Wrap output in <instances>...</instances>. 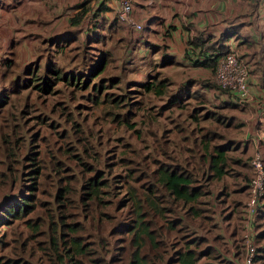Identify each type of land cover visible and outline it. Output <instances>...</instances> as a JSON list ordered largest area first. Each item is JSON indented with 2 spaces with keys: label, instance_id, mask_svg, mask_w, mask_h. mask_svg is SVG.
<instances>
[{
  "label": "rangeland",
  "instance_id": "obj_1",
  "mask_svg": "<svg viewBox=\"0 0 264 264\" xmlns=\"http://www.w3.org/2000/svg\"><path fill=\"white\" fill-rule=\"evenodd\" d=\"M118 11L119 8L115 13H109L107 21L101 20L102 26L96 27L101 34L106 35L104 44H92L84 51L78 41H73L67 46L68 52L51 55V59L63 64L66 70H76L78 65H82V56L93 58L94 54L99 55L100 51L95 47L108 48L112 53V60L101 76L117 77L118 83L108 87L106 93L113 96L124 95L125 101L132 104L128 109L130 113L127 115V122L113 119L114 114L108 112L109 105L103 100V95L92 101L88 96L89 91L61 81L48 94L32 87L20 86L25 75L24 69L33 61L39 62L40 72H43L44 58L49 52L45 50L46 47L49 48L44 43L45 40L38 39V53L27 66L24 67L20 63L21 59L14 54L9 59L10 65L7 62L0 65V96L5 100V104L0 107V201L8 197L15 200L21 194H28L31 192L28 191V185L36 183V190L32 192L34 213L26 218L38 217L43 222L41 232L33 238L30 237L31 231L24 224V220L15 221L13 227L3 225L0 228L1 262L6 257H13L22 259L27 264L73 263L74 259L69 257L74 258L75 249L69 248L70 238L64 242L63 238L68 235H61L64 230L60 225L50 224L51 216L58 218L64 213L65 223L71 220L80 223L77 226L80 242L88 245L85 256L75 255L80 262L96 264L94 259L100 257L103 264H129L128 260H114L120 252L119 248H126V244L121 240L122 236L113 230L119 221H127L129 213L126 215V212L130 210L128 207H131L132 202L136 201V196L144 201L143 208L147 209V185L151 183L155 187L149 179L157 161H174L194 170L197 184L211 197L223 193V198L215 207L203 204L202 207L207 209L199 213L198 217L188 214L187 206L175 204L169 205L171 209L175 207V214L166 210L163 216L155 215V211L150 210V218L157 227L162 225L168 228V219H185L184 227L180 230H159L164 245L159 246L162 258L155 257L156 260L159 259L155 264H177L175 252L182 248L184 241L197 237V234L205 236L214 247L213 255L217 259L213 258L211 264H222V258L230 260L227 264H240L243 256L241 238L247 193L243 196L242 207L238 206L236 201L242 196L235 192L238 182L231 179L215 182L198 171L199 156L203 151L200 137L210 130L218 135V139L211 142V145L222 142L224 138L235 142L237 140L238 143L233 145L230 154L236 158L242 157L247 162L256 153L264 161V153L261 151L252 154V150L249 154L250 146L244 152L242 145L248 144L242 130L234 125L225 130L224 126L213 122L212 117L202 116L204 109H208L215 114L217 112L235 117L238 122L241 113L239 107L235 110L219 108L225 96L218 90V93L210 92L199 85L203 80H213L218 85L215 75L194 71L184 64L161 66L159 61L165 41L156 32H152L149 26L143 27L137 23L141 25V29L133 30L132 27L120 23L117 19ZM93 20H82L81 28L78 27L73 32L83 38L81 31H89ZM242 52L238 51L246 59L249 69H252L251 74H254L257 72L252 61L255 55L250 50ZM35 54L33 53L34 56ZM150 77L167 79L168 92L157 96L154 92L143 91L140 86L151 80ZM184 81L189 82V86L183 85ZM181 86H186L189 94L183 98L181 106L168 108L169 95L178 92ZM248 87L249 100L245 106L254 100L255 92H252L249 81ZM199 94L205 95L212 102L201 105ZM196 107L199 109V120L194 121L190 113ZM113 110L115 114L126 113L125 107L114 106ZM232 122L234 123V119ZM36 167L39 168L38 174L30 173ZM248 174L252 176L251 168L248 169ZM91 175H97L104 184L100 185L102 187L96 205L87 202L83 205L79 197L82 192L89 191L83 185ZM60 187L71 188L73 200L70 207L73 216L67 214L56 198ZM224 189L232 194L227 197ZM204 199L210 198L207 196ZM64 203L65 207H69L66 200ZM260 204L264 205V196ZM160 206L164 207L166 203H160ZM252 225L256 232L262 231L264 219H257ZM234 227H237L238 235L230 238ZM14 239L19 242L15 243ZM54 239L58 243L52 244ZM261 246H264V238L257 242V247ZM238 249L239 256L233 257L232 251L236 252ZM256 264H264V260L256 261Z\"/></svg>",
  "mask_w": 264,
  "mask_h": 264
},
{
  "label": "trees",
  "instance_id": "obj_2",
  "mask_svg": "<svg viewBox=\"0 0 264 264\" xmlns=\"http://www.w3.org/2000/svg\"><path fill=\"white\" fill-rule=\"evenodd\" d=\"M83 6L84 2L77 4L74 7L79 8ZM85 11V9H82L75 15V17L71 19L70 27L78 28L81 26V19ZM113 25L114 23H112V26ZM96 27V25L92 26L89 31L82 30L81 32L84 34L83 38H80L79 34L74 33L73 30H69L48 39V41L45 40L44 43H46L49 47L48 49L46 47L45 50H48L49 52H47V56L44 58L43 72H40L39 62L37 60L33 61L24 69L25 75H23L24 79L22 80L20 86L23 88L32 87L41 93L48 94L54 88V86L59 81H61L69 86H74L76 88L89 91L88 96H90L92 101H96L97 98L103 95V100L108 102L109 105L108 112L110 114H114L113 119H118L120 122H127V115L130 113L128 109L132 106V104L125 101L124 95L113 96L106 93V89L108 87H113L118 83L117 77L105 78L104 76H101L105 72L107 65L110 64L112 60V53L108 48L101 49L100 47H95L97 51H100L99 55L94 54L93 58L88 57L87 55L82 56V65H78L76 70H66V67L63 64L51 59V55L68 52L67 46L73 41H78V45H80V48H83L84 51L88 48V46H92V44H104L106 35L105 33L101 34L102 32ZM77 30L78 29H74V31ZM234 33H236V31L233 27H231V29L221 35L219 40L208 39L207 41H202L199 38L192 40L188 39L187 44L189 45L190 51L188 50L185 55L189 57L190 54L192 55L193 51L197 49L198 54L197 58L193 62V65L208 69L213 76L215 75L218 61L227 53L228 46L234 42ZM226 41L230 42L225 44ZM70 51H72V49ZM237 58L240 57L237 55ZM7 64L10 65L11 60L7 61ZM91 68L93 69L91 70ZM96 78L97 81H94ZM150 79L151 80L141 84L140 87L143 91L152 93L154 92L157 96L165 95L168 92L167 86L169 85V81L167 79H157L154 77H150ZM212 81L213 80H203L200 81L199 85L203 87L204 90L206 89L214 92L218 90L225 96V99L221 100L219 108L226 110L239 105L237 102H235L236 96L232 92L221 89L220 86L215 85ZM211 83H213L215 86ZM182 84H187L189 86V82L186 81H184ZM90 91L93 93H90ZM188 94L189 89L187 90L186 86H181L178 92H174L169 95L168 108L174 105L181 106L183 103V98H186ZM199 96H201V98H199L202 103L201 105L212 102L211 100H208L205 95L199 94ZM2 99L3 97L0 96V107L5 104V100ZM114 106L125 107V115L113 113ZM203 112V117H212L211 120L224 126L225 130H227L232 125L238 127L237 124L232 122V117L222 115L221 113L217 112L215 114L208 109H204ZM198 114L199 109L196 107L193 108L190 116L194 121H197L199 120ZM217 139L218 135L214 131L209 130L205 132V134L201 135L200 140L203 143V151L199 156L198 171L205 175L207 179H212L215 182H220L221 180L225 181L226 179H231L238 182L239 185L235 192L242 196L239 197V200L236 202L238 206L242 207V198L247 193L248 183L251 178L248 174V169L251 168V158L247 162L242 157L236 158L231 155L230 153L233 150V145H237V142L232 139L224 138L222 142L211 145V142ZM38 170L39 168L36 167L33 171H30V173L36 172V174H38ZM193 172L194 170L185 168L181 164L174 161H157L156 168L151 172V177L149 179L150 182L154 183L155 187H153L151 183L147 185L148 193L145 197L147 209L143 208L144 201H141L135 194L136 201L132 202L131 207H128L130 210H127L126 212V215L129 213L128 218L126 217L127 221L126 219L124 221H119L113 230L115 233L122 236L121 240H124L126 244V248H119L120 252L115 256L116 258L114 260L120 259L121 261L125 260L126 262L128 260L129 264H155L156 261L158 262L159 260H156L155 257L162 258V252L159 250V246L164 245L163 241L160 239L162 234L159 232V230L163 228L167 229L168 231L169 229L180 230L182 227H184L185 219L183 217L168 219V228L162 225L159 227L154 226L150 218V210L155 211V215L162 214L163 216L164 211L166 210H168L170 213L174 212L173 214H175V207L173 209L169 207V205L172 206V204H175V206H187L186 212H188V214L190 213L192 216L198 217L199 213L204 212L207 209L206 207H202L203 204L215 207L219 200L223 198V193L212 195L211 197V195L203 190V187L197 184L196 177ZM35 177L37 178V176ZM29 180H35V178H29ZM102 183L99 181L97 175H91L89 177L88 182L83 185L84 189H88L89 191L82 192L81 196L79 197V200L83 202V205H85L86 202L87 204L96 205L99 197L98 193L100 187H102L100 185ZM27 188L28 191L31 192L25 195L21 194V196L19 195L15 200L14 198L11 199V197L1 199L0 228L5 224L13 227L15 221L21 222V220H24V224H26L27 228L31 231L30 237L33 238L36 234L41 232L40 230L43 222L40 221L38 217L26 218V216L30 215L35 208L33 203L34 195L32 192L36 190V183H30ZM151 188H153V190H151ZM224 190V194L227 197L232 194L230 191H226V189ZM72 196L73 195L70 187H60L56 192L57 200L61 202V206L65 209L69 216L74 215L70 207L73 200ZM207 196L210 199H204ZM65 200L68 202L69 207H65ZM164 202L166 203V206H160V203ZM260 203L257 207V212L254 216L252 224L255 223L257 219H264V205H261ZM63 216L64 213L60 214L58 218L51 216L50 224L52 226L54 224L60 225L61 229L64 230V233L61 235H68L66 238L62 237L63 241L67 242L68 238H70L69 248L70 250L72 248L75 249L74 252L76 256H85L86 247L88 245H82L80 242L81 236L79 235L77 228L80 223L73 220L65 223ZM227 218L225 220H228ZM237 230V227L232 229L230 238L238 235ZM263 238L264 230L257 232L255 230L256 243ZM207 240L208 239H206L205 236L197 234V237L184 241L182 243V248L178 249L174 254L177 264H211V260H213V258L217 259V257L213 255L214 247ZM218 240L220 241V239ZM14 242L18 243L19 240L14 239ZM56 243H58V241L52 240V244ZM0 245L2 246V244ZM239 252L240 249H238L236 252L232 251V256L238 257ZM75 255H73L74 258L69 257L70 259H74V262L71 264H83L79 261V258L75 257ZM206 257L208 258L207 260ZM172 260H174V258L170 261ZM222 260V264H227L230 261L227 258H222ZM262 260H264V246L258 248V254L255 258V262ZM94 261L96 264H103L100 257H97L94 259ZM0 264L27 263H25L22 259L6 257L2 262L0 259Z\"/></svg>",
  "mask_w": 264,
  "mask_h": 264
},
{
  "label": "crops",
  "instance_id": "obj_3",
  "mask_svg": "<svg viewBox=\"0 0 264 264\" xmlns=\"http://www.w3.org/2000/svg\"><path fill=\"white\" fill-rule=\"evenodd\" d=\"M83 2V7H74ZM120 2L121 0H0V65L9 61L14 54L21 59L20 63L24 67L27 66L38 53V39L44 41L64 31L78 29L70 27V21L76 12L85 9L81 23L84 19L92 18V26L101 27V20L107 21L108 14L115 13ZM129 16L143 27H151L152 32H156L165 41L159 61L161 66L184 64L194 71L210 75L208 69L193 65L197 49L189 57L185 55L189 50L188 39L219 40L231 27L235 29L234 39L232 38L234 42L231 43L239 59L249 66L238 51L243 53L242 51L250 50L255 55L252 61L257 72L252 75V69L247 66L248 71L250 70L248 81L252 92H255L254 100L249 105L230 108L235 110L239 107L241 110L238 122L235 117L232 118L238 125L237 128L244 133L248 144L242 145V150L246 152V147L250 146L248 153H252V150V154L261 151L264 153V0H132Z\"/></svg>",
  "mask_w": 264,
  "mask_h": 264
},
{
  "label": "built area",
  "instance_id": "obj_4",
  "mask_svg": "<svg viewBox=\"0 0 264 264\" xmlns=\"http://www.w3.org/2000/svg\"><path fill=\"white\" fill-rule=\"evenodd\" d=\"M132 9L130 0H121L117 19L120 23L140 30L141 25L129 16ZM215 78L221 89L229 90L236 96L237 103L244 105L249 100L248 69L246 64L237 58L235 47L230 44L227 53L218 61ZM252 176L248 183L247 202L244 207V229L242 232L243 256L240 264H256L258 247L252 221L257 207L264 196V161L256 153L250 159Z\"/></svg>",
  "mask_w": 264,
  "mask_h": 264
}]
</instances>
